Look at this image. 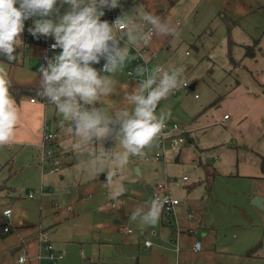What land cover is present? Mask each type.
Here are the masks:
<instances>
[{
	"label": "rangeland",
	"instance_id": "1",
	"mask_svg": "<svg viewBox=\"0 0 264 264\" xmlns=\"http://www.w3.org/2000/svg\"><path fill=\"white\" fill-rule=\"evenodd\" d=\"M253 1L257 3L261 0H228L229 5L226 4L225 0H219L220 12L219 7L212 0H119V6L113 8V10L116 19L125 13L139 18L144 12H154L157 15L171 19L173 25L177 27L176 35L163 38L154 36L148 43L137 42L134 45L137 48L144 45L155 51V58L149 61L150 69L160 66V64L165 69L183 67V80L198 82L196 92L199 97L197 99L193 98L192 89H188L186 98L193 102H202L208 98L210 92L221 94L227 90L233 82L231 74V70L234 68L231 66L233 60H237L246 51V45L253 46L259 39L260 32L264 28V11L253 7L251 4ZM250 6H252L251 12L244 14L245 8ZM57 7L60 8L58 15H63L69 6L58 4ZM222 13L223 15H221ZM52 18L56 19V16ZM33 19L35 18H30L29 27L33 26ZM177 21H179V24H177ZM138 22L140 21L138 20ZM29 27L25 24V29ZM148 27L150 28L149 25H144L145 32L148 31ZM123 43L124 41H121V46H123ZM130 45L126 43L125 46L128 47L129 54L132 57ZM32 54L36 59L30 64H35V67L33 66L34 71H38L37 58L40 54V48H34ZM104 62L102 59L99 64L93 66L99 69L100 64ZM133 65V60L130 59L122 71H117L114 74L115 91L109 97L102 98L101 102L96 105L97 107H104L109 111L129 107L125 96L135 90L139 83L136 81V71L133 79H130L126 74L127 68H131ZM156 111L158 112V110ZM45 117L47 125L46 128H42L41 132L43 134H53L51 139L53 143L55 142L54 129L62 125V119L54 104L47 103ZM63 125L68 124L64 123ZM191 144L189 142L179 150L168 153L165 160L152 158L155 153L154 147L147 151L143 158L130 157L128 165L123 170L118 171L113 178L114 188L123 186L126 189L125 193L119 197V207H112L113 201L110 194L113 189L106 188L104 186L105 179H101L91 169L89 161L92 159V152L95 149L77 148L76 138L72 133L61 139L59 147L65 152L66 150H73L74 159L72 160L67 156L62 162H59V168L52 173L41 172V165L37 163L39 147L36 150L27 146L19 148L13 144L11 147H0V187H3L0 188V193L6 187L9 191V194L0 195V212L6 206L10 207L12 211L8 218L0 217V261L5 258L6 249L2 241L12 232L19 231L18 222H23V225L34 223L35 225H28L34 227L41 218V222L46 223V214L50 212L52 198L58 200L60 204L62 203L61 205L71 203L68 201L63 204L66 197L62 193L65 192V188H67L68 194L72 193L70 191L72 186L81 177L85 178L86 184L89 186L88 191L83 194L90 195L91 198L76 202L77 218L68 221L66 227H60L56 234L66 233L68 235L67 233H69L72 226L80 228L83 232H87L84 230L92 226L98 233L97 225L100 223L112 227L111 229L118 227L122 238H124V233L121 229L124 226H126L124 227L126 229L131 228L135 235H137L139 229L145 232V236L149 235L154 226H146L142 229L138 221H136L139 225L138 228L132 223L131 213L135 207H131L130 204L137 197L132 189L139 191L141 193L139 199L144 202L147 200V204H149L153 197L149 192H146L145 184L153 185L162 182L169 185L173 197H177L181 202V205H179L181 206V213L178 215V220L183 219L184 213L194 215L193 212L204 211L205 209L211 210L213 213L219 207H222V219L225 217V220L221 219L222 223L219 220L221 224L217 223L215 230L207 229L206 236L200 234V229L195 231L194 236L202 243V248L198 251L188 250L187 240L181 238L180 245L182 248L179 251V264H237L240 251L234 247V244L239 248L238 241H247L246 236L249 239L251 237L254 239H252V243L250 241L251 246L249 249L247 248L248 251L252 253L255 250L257 252L254 245L260 241L264 243V227L261 226L260 221L255 219L254 215L242 214L241 218L246 222L247 228H244L242 223L237 226L230 221L232 225L226 226V218L231 206L238 204L242 196L240 181L233 175L219 174L214 176L210 183L213 198L209 199L207 190L204 188V175H202L199 160L200 158L204 160L211 159L205 156L206 153L205 155L202 154L205 158L202 156L198 158V152ZM52 147L56 148L54 143ZM104 147L112 149L115 147V142L108 140L105 142ZM67 160H72L70 165L66 164ZM221 160L225 159L221 157ZM215 162H217V159ZM135 167L138 168L139 174ZM111 170V167L105 168V175ZM183 176L186 177V180L183 179ZM41 189L43 190L42 196L39 194ZM29 192L32 193L33 197H29ZM184 205L189 206V209L184 211ZM193 215L189 223L193 222ZM214 216L217 217L218 215ZM170 219L174 226L173 217L170 216ZM115 220H118V223L115 224ZM62 221L66 222L67 219H62ZM162 221L169 223L165 216H162ZM3 222H8L11 226L7 232L2 230L1 223ZM160 223L159 219L157 225ZM182 227L185 230L184 224H182ZM105 228V225L100 228L99 239L105 238ZM66 238L69 239L67 236ZM138 238H140V235L135 236L133 240L134 248L132 252L136 256L137 251H139L138 254L143 256L145 254H143L142 240L137 243ZM208 239L209 242L206 247V240ZM232 242L233 245H231ZM72 243L80 242L75 241ZM262 249H264V246ZM62 252L64 255L67 253L65 250ZM163 253L164 256H171L169 264L176 263L174 253L172 254L166 250ZM81 262L82 258L79 264Z\"/></svg>",
	"mask_w": 264,
	"mask_h": 264
},
{
	"label": "crops",
	"instance_id": "2",
	"mask_svg": "<svg viewBox=\"0 0 264 264\" xmlns=\"http://www.w3.org/2000/svg\"><path fill=\"white\" fill-rule=\"evenodd\" d=\"M225 2L228 4V0H225ZM251 4L253 7L263 9L264 11V0L257 3L253 1ZM251 8L252 6L245 8L244 14L251 12ZM109 10L113 11L115 18V11L113 9H107L104 12L108 13ZM104 20L113 23V20L110 18L108 19L105 17ZM177 24H179V21H177ZM21 39L23 44L18 48V63L10 64L7 60L0 59V66L7 70L9 78L12 80L11 88L13 89H10V92L21 109V120L17 127V136L12 144L19 148L27 146L34 150L39 147V156L37 158V163H39L41 151L40 143L43 138L41 130L43 127L46 128L47 125L45 116L48 102H42L36 99L30 101L33 95L25 93L19 88L24 87L33 89L34 87H39L40 74L38 71H34L35 64L31 65L30 62L33 63L36 59L35 56H32L34 48L39 47L41 54L42 46L39 40V42L33 45L26 44L24 41V32ZM246 46V51H244L237 60H233L231 65L234 67L231 70L233 82L223 93L215 94L210 92L208 98L204 99V101L193 102L186 98V94L188 89H192V96L197 99L199 97L196 92L198 82L195 80H189L188 82L183 80L188 83L187 88L181 87L175 93L162 99L158 104V109H156L158 110L157 114H159L161 110L170 112L171 115L167 121L174 120L186 130L187 137L191 138V145H194L193 148L198 152V158L206 153L205 156L211 159L204 160L200 158L199 160V166H201L202 175H204V188L207 190L206 192L208 197H210L209 199L213 198L210 190V183L214 176L225 174L233 175L236 179L238 178L242 185V196L238 204L231 206L230 212L226 218L229 224L226 223V226L232 224L238 226L242 223L244 228H247V226L246 222L241 218L242 214L254 215L255 219L260 221L261 226L264 227V210L251 203L253 196L257 195L262 197L261 203L264 206V169L261 166L260 158V156L264 157V28L260 32L259 39L256 43H254L253 46ZM60 51V49H57L56 54ZM40 54H38L39 57L37 58L39 67ZM133 63L137 67L143 66L142 63L135 64L134 61ZM133 66L131 68H133ZM147 68L150 69L149 63ZM133 75H128V77L133 79ZM142 78L143 77L137 75L136 81L139 82ZM225 115H227V117H225ZM53 133L55 134V142L53 143L57 148H55V158L58 160V165L56 166L58 169L60 165L59 162H62L67 156L72 160L74 159L73 150H66L65 152L59 147L61 139L72 132L69 129V125H61L55 127ZM11 145L8 147H11ZM172 152L173 151L167 152L165 157L160 159L165 160L167 154ZM205 156L202 157L205 158ZM221 157L225 160H221ZM216 159L217 162H215ZM72 160H67L66 164L70 165ZM45 164L51 166L52 160L47 161ZM81 175L83 176V173ZM98 175L103 180L106 177L104 172ZM184 180H186V178ZM154 185L155 184H150L151 190ZM0 188L2 189L3 187ZM87 189H89V186L86 184L85 178L81 177L77 180L75 185L72 186L70 190L72 193L68 194L67 188H65V192L62 193L66 197L63 204L68 201L71 203L61 205L62 203L60 204L58 200L52 198L49 209L50 212L46 214V223H43L44 221L41 222L40 218L34 228L28 226L35 225L34 223L23 225L24 223L19 221V231L12 232L2 241L6 249L4 253L5 258L3 261H0V263L52 264L46 257L47 252L43 248V241H39L37 237L39 230L43 229L42 231L45 233V239L52 244L53 251L62 255L54 264H79L81 258L82 262L80 264H87L90 262L94 264H169L171 256H164V250L170 251L172 254L174 253L176 263H173L179 264V251L182 248L180 245L181 238H184L185 241L187 240V249L191 250L190 247L192 242L197 239L194 236L196 230L200 229V234L206 236L207 229L215 230L217 228V223L221 224L222 220H225V217L222 219V207H219L213 213L211 210L208 211V209L193 212L194 215L192 213H184L183 219L180 218V220H178V215L181 213V206H179L181 202L179 200L175 212L171 215V217H173L174 226L172 223L169 224L162 221V216L164 215L163 212H161V223L159 225L156 224L151 229L150 234L146 236L143 230L139 229V232L135 235L131 228L127 227L128 229H126L124 228L126 226H124V229H121L124 233V238H122L118 227L111 229L112 227L100 223L97 225L98 233H96L92 226L84 230L87 232H83L80 228L72 226L69 233H67L68 235H66V233H61L60 235L56 234L60 227H66L68 221L77 218L78 212H76V202L78 200L84 201L85 199L88 200L91 198L90 195L83 194L88 191ZM132 191L137 197L134 202L130 204L131 207L133 206L136 208L141 205H148L147 200L144 202L139 199V197H141L139 191L134 189H132ZM42 193L43 190L41 189L39 194L42 196ZM6 194H9L7 187L4 188V191L2 190L0 195ZM150 195L152 196V192ZM53 200H56V204L53 203ZM68 205L71 206L70 209H66ZM183 208L184 211H186L189 209V206L184 205ZM192 215L193 222L189 223L192 219ZM213 215L218 216H214V218ZM1 216H3L2 211L0 212V217ZM62 219H67V221H62ZM219 220H221V223ZM177 222L180 225V233L175 236L174 230L176 229ZM114 223H118V220H115ZM132 223L135 224L136 228L139 227L136 221H132ZM181 223L184 224L185 230ZM104 225L106 226V230L104 231L105 238H100V240L98 237L100 228L104 227ZM138 235H140V238L137 239V243H140L142 240L143 254H145L143 256L138 254L139 251H137L136 256L132 252L134 248L133 240L135 236ZM66 236L69 239H67ZM173 238L177 240L176 243L173 242ZM246 238L247 241H238L240 244L239 248L234 244V247L240 251L237 264H264V249H262L264 243H261V241L257 242L254 247L257 249L258 253L255 250L251 253L248 249L253 242V238L251 237L249 239L247 236ZM146 239L151 241L149 245H145ZM190 240L191 242H189ZM75 241H79L80 243H72ZM208 242L209 239L206 240V247L208 246ZM231 245H233V242ZM176 247L178 248L176 249ZM64 250L67 252L66 255L62 252ZM38 253H40L39 258L36 257ZM20 255H25L27 259L23 262H19Z\"/></svg>",
	"mask_w": 264,
	"mask_h": 264
},
{
	"label": "clouds",
	"instance_id": "3",
	"mask_svg": "<svg viewBox=\"0 0 264 264\" xmlns=\"http://www.w3.org/2000/svg\"><path fill=\"white\" fill-rule=\"evenodd\" d=\"M58 4L69 6L63 15H58ZM118 6L119 0H0V56L8 62L17 59L25 21L30 18H35L28 28L33 37H52V49L61 50L46 58V66L39 67L37 95L55 105L62 125L67 123L76 138L77 148L95 149L89 161L94 173L98 175L111 167L104 186L113 189L112 207H119V197L126 191L123 186L113 187L114 176L128 165L130 157L143 158L156 146L171 115L163 110L157 114V106L181 87L184 71L183 67L138 66L135 71L143 78L125 96L129 107L112 111L97 107L102 98L115 91L114 74L135 58L130 56L126 43H148L154 36L177 34L170 18L154 12H144L139 18L125 13L113 23L101 19L105 8ZM145 24L150 26L147 32ZM102 59V69L93 66ZM11 86L7 70L0 66V147L14 143L21 120ZM108 140L115 142L114 148L104 147ZM166 203L168 198L155 196L148 205L136 207L131 220L138 221L142 229L155 226Z\"/></svg>",
	"mask_w": 264,
	"mask_h": 264
},
{
	"label": "built area",
	"instance_id": "4",
	"mask_svg": "<svg viewBox=\"0 0 264 264\" xmlns=\"http://www.w3.org/2000/svg\"><path fill=\"white\" fill-rule=\"evenodd\" d=\"M105 17H107L108 19L110 18L111 20H113V22L116 20L114 18L113 15V11L109 10L108 13H105L104 15ZM26 26L29 27V23H30V19L25 21ZM39 41L40 44L42 46V52L40 54V66L41 64H44L46 66V58H52L56 55V50L57 49H52L51 45L55 42L54 39L52 37H44V36H40L39 37ZM123 41V40H121ZM131 47V53H133L132 57H135L134 59H132L135 64H143V67L147 68V65L149 63L150 60H152L153 58H155L156 53L153 49L148 48L144 45H141V47L137 48L134 45H130ZM103 64H101L100 69H102ZM137 66H133V68H128L127 69V74L129 76H132L134 74V70H136ZM188 83L184 82L182 83L181 87L187 88ZM180 87V88H181ZM179 89V88H178ZM177 89V90H178ZM177 90H175L173 93H175ZM34 99L36 100H40L42 102H46V100H44L42 97H40L39 95L31 97L30 101H34ZM158 107V106H157ZM225 117H227V115H225ZM53 137V134H43V138L42 141L40 143V161L39 164L41 165V172L45 173V172H52L54 169H57V158H55V148L52 147V142L51 139ZM187 142V138H186V130L183 129L182 126L179 125L178 122L176 121H166V127L164 128V130L161 133L160 139L157 142L156 146H154L155 148V153L153 154V158L155 159H159V158H163L165 157V154L169 151H177L179 150L183 145H186ZM51 161L52 160V165L48 166L47 161ZM186 177L184 176V179ZM152 197L154 198L155 196H161V197H166L168 198V203H166L164 205V208L162 210L163 215L167 218V222H170V216L175 212L176 209V205L179 203V199L176 197H173L172 192L169 189V185L167 183H156L152 190ZM29 197H33L32 193L29 192L28 193ZM53 203L56 204V200H53ZM71 206L68 205L66 207V209H70ZM12 211L9 207H6L5 209L2 210V215L5 217H9L11 215ZM2 230L7 232L8 230H10L11 226L10 224L7 222L2 223L1 225ZM180 233V227H178V222L176 225V229L174 230V235L177 236ZM38 239L39 241H43V248L46 250L47 255L46 257L48 258V260L50 261V263L54 264V262L58 259L61 258L62 255L60 253H55L53 251V246L50 242L46 241V237H45V233L42 230H39L38 232ZM173 242H177L176 239L173 240ZM151 243L150 240L146 239L145 241V245H149ZM178 247H176L177 249ZM191 251H197L201 249V241L198 239H195L190 247ZM37 258L40 257V253H38V255H36ZM27 257L25 255H20L19 256V262H23L24 260H26Z\"/></svg>",
	"mask_w": 264,
	"mask_h": 264
},
{
	"label": "trees",
	"instance_id": "5",
	"mask_svg": "<svg viewBox=\"0 0 264 264\" xmlns=\"http://www.w3.org/2000/svg\"><path fill=\"white\" fill-rule=\"evenodd\" d=\"M107 9L108 8H105L104 11L107 10ZM219 11L221 12V10H219ZM221 15H223V13ZM104 18H105V16L101 17L102 20H104ZM38 40H39V38L33 37V35L28 31V29H25V31H24V41H25L26 44L33 45L34 43L39 42ZM17 52H18V48L16 50V53ZM0 59L7 60L6 57H4V56H0ZM9 63L10 64H17L18 63V57H17V59L15 61L9 62ZM10 89H13V88H10ZM19 89H21V91H23L25 93H30L31 95H33L32 97H34V96H37V92L39 90V87H34L33 89H27V88H24V87H20ZM186 138H187V142L189 143L191 138L190 137L188 138L187 135H186ZM260 158H261V166L264 169V157L260 156Z\"/></svg>",
	"mask_w": 264,
	"mask_h": 264
},
{
	"label": "water",
	"instance_id": "6",
	"mask_svg": "<svg viewBox=\"0 0 264 264\" xmlns=\"http://www.w3.org/2000/svg\"><path fill=\"white\" fill-rule=\"evenodd\" d=\"M212 1L215 3V5H217L219 7V9H221V5H219V0H212ZM135 169L137 170V173L139 174L138 168L135 167ZM145 189L147 190V192H149L151 194V192H150V190H151L150 184H145ZM261 201H262V197H259L257 195H254L253 198L251 199V203L252 204L257 205L259 208L264 210V206L261 203Z\"/></svg>",
	"mask_w": 264,
	"mask_h": 264
}]
</instances>
